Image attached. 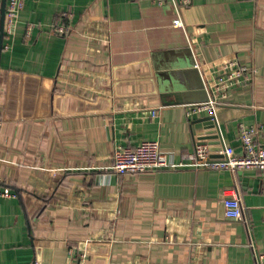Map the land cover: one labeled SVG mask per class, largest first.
<instances>
[{
    "label": "crops",
    "instance_id": "1",
    "mask_svg": "<svg viewBox=\"0 0 264 264\" xmlns=\"http://www.w3.org/2000/svg\"><path fill=\"white\" fill-rule=\"evenodd\" d=\"M189 1L27 0L8 37L0 0V190L15 194L0 196V264H257L264 170H110L119 145L181 161L214 140L211 115L187 111L223 58L251 78L216 107L213 155L242 153L243 128L264 146V0ZM226 190L244 219L225 216Z\"/></svg>",
    "mask_w": 264,
    "mask_h": 264
},
{
    "label": "built area",
    "instance_id": "2",
    "mask_svg": "<svg viewBox=\"0 0 264 264\" xmlns=\"http://www.w3.org/2000/svg\"><path fill=\"white\" fill-rule=\"evenodd\" d=\"M162 5L166 0H151ZM176 1V0H175ZM189 0H178V3L188 4ZM27 0H6L5 21L3 32L6 36H13L22 10L25 8ZM173 25L183 27L184 22L179 17L173 20ZM53 29L59 34L68 35L72 30L64 24H56ZM8 47V46H6ZM200 68L199 63L196 64ZM204 75V85L208 94V99L192 105L188 109V114L207 112L215 121V111L218 104L226 98L229 90L244 85L251 78L247 67L240 64L236 57L223 58L217 62L216 67L210 76ZM151 115H157V110H151ZM256 128H243L240 134L243 152L238 153L231 145H226L223 141L219 150L221 157L216 158L209 143H199L194 153L187 154L181 161L173 160L169 154L163 151L158 141H144L135 146H117L112 154L110 170L118 174L140 173L160 168H184V167H207L214 169L245 170L250 168L264 170V146H259L254 136ZM222 139V138H220ZM223 140V139H222ZM9 188L0 190V196H13ZM225 216L232 219H244L241 197L237 190H226L223 198ZM89 206H82L89 209ZM91 210V208H90ZM173 241V240H172ZM74 248L69 250L73 255ZM257 264H264V251L259 252ZM86 254L80 258L81 264H85Z\"/></svg>",
    "mask_w": 264,
    "mask_h": 264
},
{
    "label": "water",
    "instance_id": "3",
    "mask_svg": "<svg viewBox=\"0 0 264 264\" xmlns=\"http://www.w3.org/2000/svg\"><path fill=\"white\" fill-rule=\"evenodd\" d=\"M6 2V0H4ZM205 127H206V134H208L207 136V140L210 139H214V140H210L208 143L210 145H216V144H221V140H220V130L219 127L217 126L216 123H214L212 121V117L208 116L205 119ZM222 146H220L219 148H217V150H220ZM212 150H216L215 148H211Z\"/></svg>",
    "mask_w": 264,
    "mask_h": 264
}]
</instances>
